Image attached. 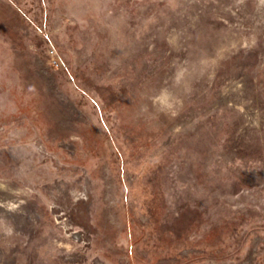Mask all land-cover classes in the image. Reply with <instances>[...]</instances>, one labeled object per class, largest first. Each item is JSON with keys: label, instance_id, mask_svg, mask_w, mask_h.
<instances>
[{"label": "rangeland", "instance_id": "1", "mask_svg": "<svg viewBox=\"0 0 264 264\" xmlns=\"http://www.w3.org/2000/svg\"><path fill=\"white\" fill-rule=\"evenodd\" d=\"M0 264H264V0H0Z\"/></svg>", "mask_w": 264, "mask_h": 264}]
</instances>
